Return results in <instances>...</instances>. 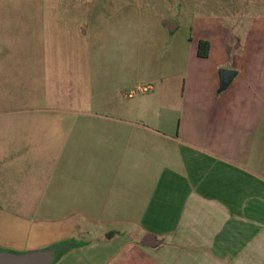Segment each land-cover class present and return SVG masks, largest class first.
I'll use <instances>...</instances> for the list:
<instances>
[{
    "label": "crops",
    "instance_id": "obj_1",
    "mask_svg": "<svg viewBox=\"0 0 264 264\" xmlns=\"http://www.w3.org/2000/svg\"><path fill=\"white\" fill-rule=\"evenodd\" d=\"M213 4L173 42L165 20L143 47L93 27L81 57L44 60L40 109L21 110L40 114L20 141L37 173L0 192V249L79 244L54 264H264V0ZM222 70L236 72L225 88ZM147 234L163 243L142 246Z\"/></svg>",
    "mask_w": 264,
    "mask_h": 264
},
{
    "label": "rangeland",
    "instance_id": "obj_2",
    "mask_svg": "<svg viewBox=\"0 0 264 264\" xmlns=\"http://www.w3.org/2000/svg\"><path fill=\"white\" fill-rule=\"evenodd\" d=\"M213 6V0H0V192L19 195L37 173L34 157L24 163L20 141L35 138L24 124L40 114L21 110L40 109L45 59L81 57L84 30L93 27L110 26L116 42L120 37L143 47L158 42L154 30L169 20L177 26L173 42L189 35L195 18L210 15Z\"/></svg>",
    "mask_w": 264,
    "mask_h": 264
},
{
    "label": "water",
    "instance_id": "obj_3",
    "mask_svg": "<svg viewBox=\"0 0 264 264\" xmlns=\"http://www.w3.org/2000/svg\"><path fill=\"white\" fill-rule=\"evenodd\" d=\"M164 23L169 30H173L177 27L169 20H165ZM235 74L236 72L232 70H222L220 72L221 87H227ZM162 243L161 240H158L157 237L151 234H147L140 242V244L145 247H156ZM70 247V244H66L60 247L29 251L26 253H16L0 249V264H54L60 253L66 251Z\"/></svg>",
    "mask_w": 264,
    "mask_h": 264
},
{
    "label": "trees",
    "instance_id": "obj_4",
    "mask_svg": "<svg viewBox=\"0 0 264 264\" xmlns=\"http://www.w3.org/2000/svg\"><path fill=\"white\" fill-rule=\"evenodd\" d=\"M209 49H210V45H209L208 42H201L200 43V47H199V55H200V57H203V58L208 57ZM77 245H79V244H75L74 243V244H71V247L72 246H77ZM60 254H62V253H60Z\"/></svg>",
    "mask_w": 264,
    "mask_h": 264
}]
</instances>
